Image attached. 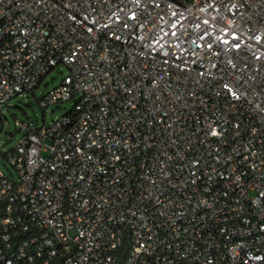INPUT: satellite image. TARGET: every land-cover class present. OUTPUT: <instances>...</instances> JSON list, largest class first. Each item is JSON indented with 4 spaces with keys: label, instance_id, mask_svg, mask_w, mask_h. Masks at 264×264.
<instances>
[{
    "label": "built area",
    "instance_id": "built-area-1",
    "mask_svg": "<svg viewBox=\"0 0 264 264\" xmlns=\"http://www.w3.org/2000/svg\"><path fill=\"white\" fill-rule=\"evenodd\" d=\"M59 66L0 264H264V0H0V108Z\"/></svg>",
    "mask_w": 264,
    "mask_h": 264
},
{
    "label": "rangeland",
    "instance_id": "rangeland-1",
    "mask_svg": "<svg viewBox=\"0 0 264 264\" xmlns=\"http://www.w3.org/2000/svg\"><path fill=\"white\" fill-rule=\"evenodd\" d=\"M68 75L69 70L59 66L45 77L35 95L17 96L0 108V139L3 142L1 147L3 153L14 148L25 134L20 125L29 124L32 127H40L44 123L50 125L73 110L76 104L75 99L49 106L46 110H43L39 102L51 90L57 88ZM0 169L10 178L18 177V173L2 155H0Z\"/></svg>",
    "mask_w": 264,
    "mask_h": 264
}]
</instances>
